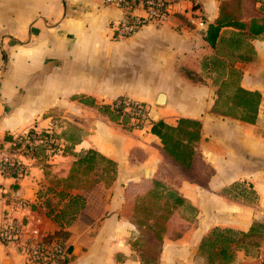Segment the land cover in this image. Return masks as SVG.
Here are the masks:
<instances>
[{
  "label": "crops",
  "instance_id": "crops-1",
  "mask_svg": "<svg viewBox=\"0 0 264 264\" xmlns=\"http://www.w3.org/2000/svg\"><path fill=\"white\" fill-rule=\"evenodd\" d=\"M196 1L174 4L160 25L115 38L110 25L123 10L108 0H0V157L8 137L31 128L52 132L56 145L49 152L36 141L17 154L23 178L0 172V211L3 193L35 202L41 226L70 246L67 261L49 264H143L135 245L143 217L133 212L155 182L184 198L156 264H208L199 245L213 227L247 232L253 221L264 223V32L222 26L211 45L206 35L221 0ZM243 91L259 93L253 118ZM118 98L147 107L142 127L102 113ZM179 118L200 124L192 177L150 131L152 122ZM89 149L99 157L78 162ZM49 201L51 215H41ZM0 264L25 263L12 243H0ZM228 264H264V239L237 246Z\"/></svg>",
  "mask_w": 264,
  "mask_h": 264
},
{
  "label": "trees",
  "instance_id": "trees-1",
  "mask_svg": "<svg viewBox=\"0 0 264 264\" xmlns=\"http://www.w3.org/2000/svg\"><path fill=\"white\" fill-rule=\"evenodd\" d=\"M256 1L258 0H221L216 24L209 26V31L206 35L208 42L211 45L214 44L217 30L222 26H232L242 30L246 29L251 35L263 33L264 4L254 8ZM243 16H248V21H243ZM243 93L244 94H241L244 97L240 99L243 101L245 108H247L249 104L250 115L251 118H253L259 102V93L247 91H243ZM247 95H249V99H246ZM103 108L105 112H102L104 113L109 110L111 111L109 106H104ZM112 112L114 111L112 110ZM117 114L118 112L116 115ZM113 118L116 119L117 116ZM199 126L200 124L196 120L179 118L175 125H169L163 121H156L152 122L150 127V131L160 138L164 152L172 160L177 162L182 167L183 171L190 177L195 175L193 172V145L199 136ZM135 127L140 126L137 125ZM10 138L11 137H8V139ZM96 155L97 153L95 151L89 149L86 151L85 156L79 158L77 161L80 162L81 160H85L89 162L92 161ZM97 157H99V154ZM210 174L211 170L209 169L207 176ZM155 189H157L156 182L150 192ZM167 190L169 191L171 200L165 202L161 206H155V211L152 207L142 206V211L144 213L143 218L137 221L138 225L144 226V230L142 229L143 231L139 237H146L141 245L137 244L140 238H137L135 241L143 264H156L167 222L176 206L184 201V198L178 191L170 188H167ZM158 193L159 191L154 192V195ZM149 219H152V222L149 223ZM188 226L189 224L186 223L179 225V228L185 230ZM263 239L264 223L259 221H253L247 232L236 231L230 228L213 227L210 232L201 239L199 252L203 255L205 253L207 254L206 261L208 264H228L234 259L237 246L244 248L257 246ZM149 251L152 253H148V257L145 253L147 254Z\"/></svg>",
  "mask_w": 264,
  "mask_h": 264
},
{
  "label": "built area",
  "instance_id": "built-area-1",
  "mask_svg": "<svg viewBox=\"0 0 264 264\" xmlns=\"http://www.w3.org/2000/svg\"><path fill=\"white\" fill-rule=\"evenodd\" d=\"M123 10V15L112 21L110 28L115 38L128 37L144 25H160L172 14L173 5L180 1H190L197 6L196 0H108ZM200 17V14H199ZM201 24V22H200ZM112 110L129 116L139 125L147 113V107L137 101L117 99L110 105ZM36 141H43L47 149H52L55 140L51 132L31 128L13 134L0 157V172L14 180L27 174V166L17 154L25 153ZM3 208L0 211V243H12L23 257L25 264H49L65 262L70 255V246L56 232L44 229L36 213L35 202L19 195L3 193Z\"/></svg>",
  "mask_w": 264,
  "mask_h": 264
},
{
  "label": "rangeland",
  "instance_id": "rangeland-1",
  "mask_svg": "<svg viewBox=\"0 0 264 264\" xmlns=\"http://www.w3.org/2000/svg\"><path fill=\"white\" fill-rule=\"evenodd\" d=\"M118 99H120V98H118ZM115 100H117V99H115ZM114 100V101H115ZM113 102V101H112ZM112 102L109 104V108L111 109V111L109 112H106V113H113L112 114V117H116L117 116V118L115 119L114 118V122H116V123H118V124H120V125H123V127H126V128H132V127H135L134 126V124H135V121H134V123L132 122L133 120H131L132 118H130L129 116H128V118H127V115H124L123 113H120V112H118V114L116 115V113H117V111H114V112H116V113H114V112H112V108L110 107V105L112 104ZM104 105H101V107H100V109L102 110V111H104L105 112V110H104ZM104 112H102V113H104ZM126 117V118H125ZM146 120H147V113H146V115H145V117L143 118V119H140V122H139V126L140 127H142L145 123H146ZM60 124H59V121H57L56 120V118L55 119H53L52 121H51V127H52V129H53V134H55V129L57 128V126H59ZM68 132H69V134H72V135H74V133H73V131L70 129V128H68ZM52 133V132H51ZM54 137V136H53ZM52 149H49L48 151L50 152V151H52L53 149H55V147H56V145L55 144H53L52 146ZM168 187H173V186H170L169 184H161V183H157V189H155L154 191H152V193L151 194H147V195H145V196H143L142 197V199H138L139 200V202L137 203V205L139 204V206H141L140 207V209L139 210H136V211H134L133 213H134V218H142L143 217V211H142V206H145V202L147 203V204H149L150 202H153L154 200L156 201V202H159V203H161L160 205H162V204H164L165 202H167V201H170L171 200V198L169 197V191L167 190V188ZM236 188L237 186L236 185H233V186H231V190H232V188ZM157 190V191H156ZM228 190V189H227ZM161 192V194H155L154 195V192ZM229 193H231V192H229ZM156 197H159V198H156ZM42 205V204H41ZM40 208H42V209H40L39 211H40V213H41V215H42V213H47V214H49V215H51V211H53V209H52V205H51V201H49V202H46V203H43V205L42 206H40ZM153 209H155V207H153ZM49 210V211H48ZM43 211V212H42ZM64 214V213H63ZM61 218H63V216L61 217ZM64 219V218H63ZM146 228V227H145ZM142 229L144 230V226L142 227ZM138 238H140V241H138L137 242V244L139 245H141V244H143V241L146 239V237L145 236H142V237H138ZM141 247H143V246H141ZM248 249V247H246V250ZM148 253H152V252H147V254L145 253V255L146 256H148L149 257V254ZM206 253L203 255V257L206 259ZM148 264H150V263H148Z\"/></svg>",
  "mask_w": 264,
  "mask_h": 264
},
{
  "label": "bare ground",
  "instance_id": "bare-ground-1",
  "mask_svg": "<svg viewBox=\"0 0 264 264\" xmlns=\"http://www.w3.org/2000/svg\"><path fill=\"white\" fill-rule=\"evenodd\" d=\"M162 99H163V95H160L159 96V101H162Z\"/></svg>",
  "mask_w": 264,
  "mask_h": 264
},
{
  "label": "water",
  "instance_id": "water-1",
  "mask_svg": "<svg viewBox=\"0 0 264 264\" xmlns=\"http://www.w3.org/2000/svg\"><path fill=\"white\" fill-rule=\"evenodd\" d=\"M145 177H148V170H145Z\"/></svg>",
  "mask_w": 264,
  "mask_h": 264
}]
</instances>
